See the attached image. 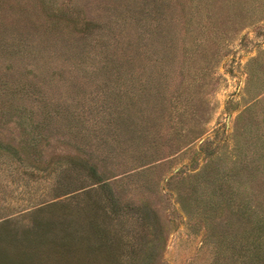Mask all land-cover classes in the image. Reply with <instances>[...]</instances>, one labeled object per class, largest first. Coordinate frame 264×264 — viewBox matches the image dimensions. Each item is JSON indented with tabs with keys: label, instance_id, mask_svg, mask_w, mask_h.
Here are the masks:
<instances>
[{
	"label": "rangeland",
	"instance_id": "1",
	"mask_svg": "<svg viewBox=\"0 0 264 264\" xmlns=\"http://www.w3.org/2000/svg\"><path fill=\"white\" fill-rule=\"evenodd\" d=\"M258 249L264 0H0V264Z\"/></svg>",
	"mask_w": 264,
	"mask_h": 264
},
{
	"label": "trees",
	"instance_id": "2",
	"mask_svg": "<svg viewBox=\"0 0 264 264\" xmlns=\"http://www.w3.org/2000/svg\"><path fill=\"white\" fill-rule=\"evenodd\" d=\"M246 249V248H245ZM259 253H257V255H255V260L260 264V263H264V251L258 249ZM246 251V250H245ZM246 255V254H245Z\"/></svg>",
	"mask_w": 264,
	"mask_h": 264
}]
</instances>
